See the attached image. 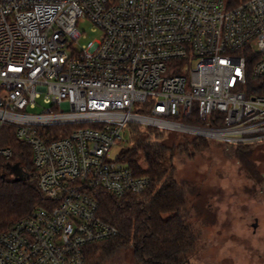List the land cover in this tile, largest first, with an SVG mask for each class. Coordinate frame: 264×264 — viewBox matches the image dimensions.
Segmentation results:
<instances>
[{
  "label": "built area",
  "instance_id": "2783aa9c",
  "mask_svg": "<svg viewBox=\"0 0 264 264\" xmlns=\"http://www.w3.org/2000/svg\"><path fill=\"white\" fill-rule=\"evenodd\" d=\"M263 78L264 0H0V129L31 147L46 199L0 234V264H86L120 233L97 193L152 183L110 157L129 123L263 141Z\"/></svg>",
  "mask_w": 264,
  "mask_h": 264
},
{
  "label": "trees",
  "instance_id": "16d2710c",
  "mask_svg": "<svg viewBox=\"0 0 264 264\" xmlns=\"http://www.w3.org/2000/svg\"><path fill=\"white\" fill-rule=\"evenodd\" d=\"M263 81L264 78L257 79V82ZM216 115L220 119L213 124H222L223 115L215 112L213 116ZM182 120L207 123L190 117ZM127 130L128 138L120 159L137 175L149 176L152 183L141 194L117 197L105 190L97 193L99 215L117 226L120 233L89 244L86 247V264H191L198 234L187 223L189 188L176 178L173 159L177 152L194 157L211 145V138L184 133L166 135L164 128L137 123H129ZM0 147L13 150L11 160L0 157L1 234L30 214L37 205L45 204L46 199L35 177L32 149L18 138L15 127L6 125L0 129ZM254 147L241 142L237 151L245 153L244 158L250 163ZM14 163H19L29 174L26 179H14L10 172V165ZM124 254L125 261L120 262Z\"/></svg>",
  "mask_w": 264,
  "mask_h": 264
},
{
  "label": "rangeland",
  "instance_id": "374dc122",
  "mask_svg": "<svg viewBox=\"0 0 264 264\" xmlns=\"http://www.w3.org/2000/svg\"><path fill=\"white\" fill-rule=\"evenodd\" d=\"M83 28L82 43L99 37L88 24ZM166 130V135H191ZM238 144L211 139L194 157L177 152L173 159L176 178L189 188L186 220L198 234L191 264H264V140L245 142L255 146L250 163L238 153ZM122 148L115 145L110 157H118Z\"/></svg>",
  "mask_w": 264,
  "mask_h": 264
},
{
  "label": "water",
  "instance_id": "95a60500",
  "mask_svg": "<svg viewBox=\"0 0 264 264\" xmlns=\"http://www.w3.org/2000/svg\"><path fill=\"white\" fill-rule=\"evenodd\" d=\"M10 170L14 174L15 180H24L29 176V174L22 168V166H20L19 163L10 165Z\"/></svg>",
  "mask_w": 264,
  "mask_h": 264
},
{
  "label": "flooded vegetation",
  "instance_id": "af4514ba",
  "mask_svg": "<svg viewBox=\"0 0 264 264\" xmlns=\"http://www.w3.org/2000/svg\"><path fill=\"white\" fill-rule=\"evenodd\" d=\"M10 172H11V170H10ZM11 175L14 177V174L11 172Z\"/></svg>",
  "mask_w": 264,
  "mask_h": 264
}]
</instances>
